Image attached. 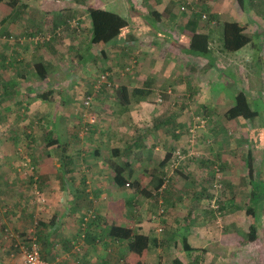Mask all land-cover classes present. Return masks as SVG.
I'll return each mask as SVG.
<instances>
[{
    "label": "crops",
    "instance_id": "0c3cea01",
    "mask_svg": "<svg viewBox=\"0 0 264 264\" xmlns=\"http://www.w3.org/2000/svg\"><path fill=\"white\" fill-rule=\"evenodd\" d=\"M88 1L0 0V36L2 34L25 36L31 33V21L33 20H37L35 30H42L48 24L52 25L54 23V25H57L55 23L59 21L64 23L66 17L71 18L74 15V18L78 19L80 23L77 36L82 40V42L77 41L75 45H72V49H75L77 65L80 64L79 58H82L86 65L93 61L104 62L106 65L114 67L117 64L128 62V59H124L128 56L135 63V65H131L132 68L135 66V69H133L135 74L123 77L124 73H121L118 78V89L122 86L127 88L129 101L127 100L128 103H126L127 101L122 102L121 98H118V101L116 100L118 106L114 116L117 121L109 123V125L97 122L98 124L95 123L91 126V175L88 180L85 179L83 174L79 175L76 170L72 169L71 164L67 165L68 169H63V162L70 156L64 159L59 157L58 154L54 156L53 154L47 155L44 152L34 155L33 158V160L40 161L38 174L35 171L37 176L34 177L39 178L42 183L41 188L33 190L36 196L26 186L15 184L11 179L4 180L3 178L8 177L6 173L9 172L0 171L2 173L0 175V209L3 211L1 215H4L3 221L5 220L11 229L17 232L14 238L10 240L9 247L6 248L9 255L0 254V264H18L22 256L18 253L19 257H14L12 250L16 249L14 247L15 243L25 244L29 236L36 238L42 258L62 257L64 252L71 251L73 242L80 238L81 221L85 217L86 210L94 211L97 221L91 220L87 224L85 237L81 242V249L78 253L79 259L82 261L81 264H110V257H112L111 254H108L110 250L105 251L104 247L114 248L113 246H119V244L122 246L123 244L112 242V238L106 233L108 227L115 224L133 230L130 210L140 204L142 205V207L140 205L141 208L146 209L155 199H157L158 205L162 201L168 207H165V214L156 222L150 219L151 214L149 212L148 217L151 221L138 224L137 233H141L149 239L152 238V240L141 255L135 256L136 262L157 264L162 255V248L168 249L171 243L173 245L177 244V240L181 241L180 249L185 250V256L188 257L189 253L194 256L192 253L197 250L194 249L197 243L201 244L203 242L201 248L203 249L205 243L211 237L209 235L211 233L208 231L201 235L198 234V232L201 233L202 227L206 225V222H204V218H207V215L204 214L206 212L200 209L205 193L194 187L191 189L187 187L183 191L179 190L175 185L178 179V177H175L176 173L170 176L167 174L166 166L168 162L164 166L160 165L166 153L172 152L179 145H184L183 143L179 144L180 140L177 132H180L179 129L185 128L189 123L188 118L184 115L186 103L183 102L182 107L174 111L167 106L164 108L161 105L160 107L153 106L149 98H154L157 92L162 91L163 95L170 97V99L180 97L179 100L184 101V97H190L193 94L191 91L204 93L205 96L207 92L211 94L215 89L216 94L218 93L215 96L216 99H222L220 102H224L226 97L229 96L224 82L230 80L237 87L231 90L230 98L227 100L229 101L226 105L227 110L234 103L235 95L238 92L244 93L247 97L246 93L249 92H243L242 90H245V88L241 87L238 81L240 65H242L245 58L250 56L252 51L254 53L256 51L258 57H263L262 51H260L261 44L252 41V36L248 32L245 23L242 22V18L238 20V18L232 17L225 20L235 21L243 26L244 33L250 36L251 40L235 51H224L225 57L228 59V55H230V59L223 64L225 65L228 62V66L231 62V71L229 74L225 72L223 76L221 73L226 70L219 72L217 74L218 80L215 82L216 87L212 88L208 78L204 82L200 83L198 81L196 83V80H189L188 75L176 69L178 61L182 60V63H187L190 57L204 58L193 56L187 51L191 30L194 26L187 23L189 18L187 14L177 11L176 4L181 0H99L100 3L95 0L97 5L94 6H89ZM244 1L246 2V0ZM118 4L122 5L121 10L126 11L128 17L120 14L121 12H112H116L123 17L127 21V26L111 41L91 44L89 41L91 22L88 9L95 7L109 10V8H117ZM240 6L244 8L245 4ZM48 17H51L53 21L49 20V22ZM162 23L164 27L165 25L173 28L178 27L181 30L179 32L183 34L187 41L176 42L169 35L172 30L170 28L165 29L161 26L160 29L164 30L162 32L159 29V25ZM173 31L172 33H174ZM197 32L204 34L200 25ZM156 33H160L161 37H166L172 44H163L162 41L148 42L154 39ZM205 34H208V31ZM120 35L123 36L120 40H116ZM210 44L211 42L209 47ZM66 45L69 46L66 40L63 45L51 42L50 48L53 49L51 51L57 57V61H54L50 57H45L48 47L44 48L38 45L37 48H33L34 46L30 44H22L21 46L0 39V137L3 136L0 139V159L13 161L15 154L11 150L13 149L11 142L13 143L17 138L19 140L22 132L26 134V129L27 131L34 129L33 134L28 136L27 141H25L26 146L33 147L36 141L35 130L44 125L43 122L49 121L48 127L53 128L58 126L57 121L60 119V113L73 112L74 108H71V105L76 103L75 100L79 93L78 86H81L82 83L80 71L77 70L75 65V72L69 73L67 76L56 72L60 55L61 58L68 56L65 50H69V48ZM249 49H251L250 53ZM132 53L134 54L132 55ZM211 57L210 59L208 57L204 58L208 62V66L205 68L210 67L205 70L208 77V73H212L211 70L216 60L213 54H211ZM21 59L22 62H19ZM39 62L44 66L42 70L40 69V73L37 71L38 67L36 66ZM66 80H69L70 83ZM64 82L67 84L64 85ZM76 84L79 85L76 86ZM133 88L145 89L149 92L143 98L137 96L134 98V94L131 93ZM50 97H53L54 100L49 99ZM54 97H59V99L56 100ZM206 101V104L203 101L205 109L213 107V104H215V101ZM52 102L58 105L60 113ZM248 102L249 104L252 103L249 99ZM154 111L156 112L154 113ZM49 113H52V116H49ZM129 116L133 117L129 120L132 123L125 121V119H129ZM150 116H153V120L150 121L152 126L151 128H145L143 120ZM256 117L254 118L256 119ZM259 125H261L259 127H262L264 121ZM58 136L55 134L57 145L60 142ZM11 138L13 139L11 140ZM37 142L40 143L38 138ZM45 144L43 142L42 145ZM222 144L224 142H221V146ZM235 147L236 144L234 149ZM195 148H198V151ZM182 150L186 152V156L193 153L190 148L183 147ZM193 150L195 159H185L179 170L191 169L193 160L207 157L212 153H215L214 156L217 157L219 154L216 155V153H219L222 149L218 150L215 147L211 153L210 147L198 140L194 144ZM253 151L252 147L247 149V153H250L251 156ZM260 151L262 150L260 149ZM71 157L73 163L76 158L75 156ZM225 159L227 158L222 157L220 164L227 169H232L228 164L229 161ZM122 161H124L123 164ZM156 161H158V165H155ZM118 165L122 167L124 181L130 183L129 187L116 183L115 167ZM198 165V162L194 163L193 169L195 167L199 168ZM186 174L188 175V172ZM162 179L163 182H161ZM252 180L247 182V191L249 192L247 208H254V205L259 208L261 199L258 201L259 206L254 204L251 199L254 196L253 193L256 192V195L260 193L256 191V182ZM167 181L168 184H165ZM261 185H264L263 181H261ZM80 190H85L88 195L81 197ZM185 194L188 195L189 200L187 207L181 209V212L178 202L181 200V196H186ZM261 194L263 197L264 193ZM34 203L37 204L36 208ZM87 206L88 209H86ZM36 211L40 213L38 215L41 218L38 220L39 225H35V231L30 233L29 227H31ZM250 213L255 215L253 211ZM160 219L162 220L161 223ZM154 223L164 228L162 235H160L161 232L156 231ZM172 226L176 231L178 230V232L172 230L176 232L175 234L183 230L175 239L172 238L174 236L172 233L167 234ZM150 229H153L155 233ZM20 233L21 237L19 236ZM97 236L100 237V241L97 238L94 241ZM131 255L129 254L128 258ZM175 255L173 264H180L179 260L181 261V257H183L182 253H176ZM203 255V251H201L199 258ZM212 255L216 256V254ZM210 261L208 264H212ZM66 263L69 262L64 264Z\"/></svg>",
    "mask_w": 264,
    "mask_h": 264
},
{
    "label": "rangeland",
    "instance_id": "374dc122",
    "mask_svg": "<svg viewBox=\"0 0 264 264\" xmlns=\"http://www.w3.org/2000/svg\"><path fill=\"white\" fill-rule=\"evenodd\" d=\"M97 2L100 3L101 1L99 2L98 0ZM97 2L95 0H89L88 5L94 6L97 5ZM242 4H245L244 8L240 6V4L235 0H181L176 4V9L178 12L190 15L192 11H199L200 13L206 15L205 19H201L200 26L204 34L206 31H208L210 38L209 40L211 42V51L216 59L211 70L212 73H208L209 77L206 76L205 70L210 67L205 68L206 66H208V62L204 58L190 57L187 63H182V60L178 61L176 69L178 71L181 70L183 73L188 75L190 77L189 80H196V83H198V81L201 83L208 78V80L211 82L210 86L212 88H215V82L218 80L217 74H219V72H221L222 70H226L221 73L222 76L223 74H225V72L227 74L230 73L231 62L228 66V62H226L225 65L223 64L225 61H228L230 59V55H228V59L224 55L225 53L221 46V33L222 22L231 19L232 17H236L238 18V20L242 18V22L245 23L248 32L252 36V41L261 44L260 51H262L263 57H258L256 51L254 53L253 51L251 52V49H249V53L251 52L250 56L243 60L242 65H240L241 68L239 69L238 81L240 82L241 87L243 86L245 88V90L242 91L249 92L246 93L247 98L252 102L250 104L252 109H256L257 111L256 119L252 118L246 120L239 117L230 119L225 115L228 110H226V105H228L229 103V101L227 100L230 98L229 96L231 90L237 87L230 80H226L224 82L225 87L228 90L227 94L229 95L226 97L224 102H220L222 101V99H216L215 96H217L218 93L216 94L217 91H215V89L213 90V92H211V94L207 92L205 96L204 93L202 94L198 91H191L193 92V94L190 97H184V101H180V97H172L170 99V97L163 95L162 91L157 92V95L154 98H149L153 106L160 107L161 105V107L163 108L167 106L174 111L178 110L179 107H182L183 102L186 103L184 115L188 118L187 121L189 123L185 122L186 124L188 123L187 126L183 129H179V133L177 132L179 136L178 139L180 140L179 144L183 143L184 145H179L176 149H174L172 151V155L176 150H181L183 154H185L186 152H184L182 148L186 147L190 148L193 153L192 155L187 156L185 154V159H195V153L193 149L194 144H196V141L198 140H200V142L204 143L206 146H209L211 153L213 151V148L215 149V147L218 150L222 149L219 151V153H216V155L219 154L217 155V157L214 156L215 153H212L210 155H207V157L205 156L203 158H199L198 160H193L191 162V165H193L191 169L179 170L183 166L182 163L185 159L179 163L177 169L175 168L173 172H171V170L166 166V169L168 170L167 174L169 176L176 173L175 177H178V179L175 185L179 190L183 191L187 187H189L190 189L194 187L205 193V197L202 198L200 209L201 211L206 212L204 213L207 215V218H204V222H206V225L202 227V230L200 231L201 233L198 232V234L201 235L202 233H206V231H208L209 233H211L209 234L211 237L207 240L203 249L201 248L204 243H197V245L194 247V249L197 250L192 253V255L194 256H191V253H189L188 257L185 256V250L182 251L180 249L181 241L178 240L177 244L173 245V243H171L168 249L163 247L161 253L162 255L160 256V260L158 261L159 264H173L175 262L174 257H176V253H182L183 257H181V261L178 259L180 264H208L210 260H212L210 261L212 262V264H264V194L261 199V206L259 208L257 207V209H254L256 207L254 205V208H252V211H254L255 215H252L247 211V198L249 194V192L247 191L248 180L253 179L252 181L256 182L257 186L260 184V186L255 187L256 191L264 193V185H261V181L264 182V125L262 127H259L261 126L259 124L263 123L264 121V0H246V2L243 0ZM121 6L122 5L118 4L117 8H109V10L121 12L120 14L128 17L126 11L123 12L121 10ZM181 7H183V9ZM139 9L140 7L138 8V10ZM213 15L214 17H212ZM74 17V15L71 18L66 17L64 19V24H68L69 21L75 19ZM47 20L53 21L51 17H48ZM36 22L37 20L31 21V33H29L28 37L34 38L36 36H45L50 28L55 27L53 23L52 25L48 24V26H46L42 30H35ZM163 23L159 25V29L161 28ZM55 24H57L60 29L59 35L57 34L53 38L45 41L43 40L42 42L38 41L37 43H35L32 40L29 41L27 37L23 35H12L14 37L17 36L15 38H17L18 40V42L12 43L20 44L21 46L22 44H30L34 46L33 48H37L36 46L38 45L44 48L48 47L49 52L47 51L45 57H50L54 61H57V57L55 53L51 51L53 50L52 47L50 48L51 42L53 41L63 45L65 44L66 40L69 44V46L66 45L68 46L69 50L65 48L68 56H63L61 58L60 55L56 72L67 76L69 73L75 72L74 69L77 66V70L80 71L79 74L82 81V87L78 86L79 93L77 94L78 96L75 100L76 103L74 102L75 104L73 105L69 104L71 105V108H74L73 112L66 111V113L61 114L58 105L52 102L54 105H56L59 110L58 112L60 113V119L57 121L58 126L50 128L48 127L49 125H47L49 121L43 122L46 126L42 125L39 129L35 130L36 141L35 144H33V147L26 146L25 141H27L28 136L33 134L34 129H31L30 131H27L26 129L27 135L22 132L19 140L17 138L15 139V141H13V143L11 142V146H13V149L11 150L15 154H13V161H4L3 158L0 159V171L9 172L6 173L8 177L3 179H11L15 184L26 186L28 190L30 189V191H32V194L34 196L36 195L33 190L36 188H41L42 183L40 182L39 178L35 179L34 177L38 174L37 172L39 169L40 161H38L37 159L33 160V158L34 155H39L42 152L46 153L47 155L53 154L54 156L58 154L59 157L64 159H67V157L70 156L66 161L63 160V169H68L69 167L67 165L71 164V166L73 167L72 169L76 170L79 175L83 174L85 176V179L88 180L89 176L91 175V126L97 122L109 125V123L111 124L117 121L114 115L118 106L116 100H119V97L117 95V83L119 82L118 78L121 73H124L123 77H125V75L135 74V70H133L135 69V66L134 68L131 67V65H135V63L130 59L129 56L127 58H124L128 59V62L117 64L114 67L106 65L104 62L93 61H91L89 65H86L82 58H79L80 64L77 65V58L75 57L76 55L74 51L75 49H72V45H75L77 41H79V43L82 42V40L77 36V31H79V28L72 29L66 25L65 27L63 22L61 21ZM164 28L172 29L171 32H169V35H171L176 42L181 43L187 41L184 38L183 34L179 32L181 30H179L178 27L173 28L172 26L169 27L165 25ZM160 30H162V32L164 31L163 29ZM172 31L174 33H172ZM2 35L0 36L1 40L11 43L9 39L7 40V35V37H4ZM122 36L123 35L118 36L116 40H120ZM161 38L164 39L159 40ZM154 41H162L163 44L169 45L172 44L166 37H161L160 33H156L154 39L148 42ZM130 50L129 52H131ZM133 54L134 53H132V55ZM19 62H22V59L19 60ZM103 71L109 72L110 80L114 83V86L112 87V89L102 88L98 90L94 95L91 106H89V108H85L83 105V101L85 100L87 94H89V92L92 90V85L97 79L99 73ZM66 81L70 83L69 80ZM63 84L65 85L67 83L64 82ZM77 85L79 84H76V86ZM54 98L56 100L59 99V97ZM158 98H161V101H158ZM49 99L54 100L53 97H50ZM206 100L213 102L215 101V104H213L214 106L205 109L203 101L206 104ZM155 112L156 111H154V113ZM88 114L96 115L95 123L91 124L87 122L86 115ZM48 115L52 116V113H49ZM197 116L200 119H203L204 123L202 127H198L197 129H195L194 138L191 139L188 133V129L189 127H191L194 118ZM131 118L133 117L129 116V119H125V121L127 120L128 123H132L131 121H129ZM152 118L153 116H150L145 120L141 119L143 120V126L145 128H151L152 125L150 124V121L153 120ZM55 134L59 135L58 137L60 139V142H58V145L57 141L54 140ZM1 137L3 138V136ZM37 138L40 143L37 142ZM12 139L13 138H11V140ZM191 140L193 141L191 142ZM43 142H45L46 144L42 145ZM221 142H224L222 146ZM235 144L236 147L234 149ZM251 147L254 149V151L253 155L251 156V169H249V165L245 163V160L247 157V149ZM260 149L262 151H260ZM195 150L198 151V148H195ZM71 156H75L76 158L73 163L71 161ZM222 157L227 158L225 160L229 161L228 164L230 167H232V169H227L224 165L222 166L220 164ZM26 158H29L30 161H28L27 165L25 166ZM197 162L199 164V168L195 167V169H193L194 163ZM121 163L123 164L124 161H122ZM155 165H158V161L155 162ZM31 166L33 167V169L30 171L29 169H31ZM214 166H218L220 170V188L213 187V182L215 179ZM35 171L37 174L35 173ZM186 172H188V175L186 174ZM0 175H2L1 172ZM9 176H11V178H9ZM165 184H168V181ZM79 193L81 197L88 195L85 190H80ZM185 195L186 196L183 197L181 196V200L178 202V207L181 212V209L187 207L186 205L189 200L188 195ZM140 205H136L137 207L134 206V211L133 209L130 210L132 214V219L130 220L132 221L131 224L133 225V230L135 232H138V224L144 223V221H151L148 217L149 212L150 214H152L159 208L157 199H155L154 202H152V204L146 209L141 208L142 205L141 207ZM161 206L164 209V215L166 212L165 207L168 206H166L164 202H162ZM205 206L206 208H204ZM36 207L37 204L35 208ZM86 209H88V206ZM2 212L0 213V254L9 255L8 249L6 248L9 247L8 245L10 243V240L14 238L17 232L12 230L5 220L3 221L4 215H1L3 214ZM36 213L33 216L31 227H29L30 229L34 226L35 222L36 226L39 225L38 220H40L41 216L39 217V212L36 211ZM84 215L90 216L89 210H86ZM161 221L162 220L160 219V223ZM159 226L161 225L155 224L156 231ZM251 226H254L255 228L254 239L250 238L249 235ZM5 228H7L8 231L13 234L12 237L5 234ZM163 229L164 228H162V231L157 232H161L160 235H162V233L164 232ZM181 229H183V227H181ZM172 230L176 231L174 226H172V229L167 234L172 233V235H174L172 238L174 239L183 232V230H181L179 233L175 234L176 232H178V230L176 232H173ZM151 231L153 232L154 230L152 229ZM21 233L19 234V236L21 235ZM113 247L114 248L104 247L105 251H107V249L110 250V253H108L112 256L110 257V264L136 263L134 256L131 255V257L128 258L129 252L127 251V248L124 244L122 246L121 244H119V246L117 245ZM12 251L14 252V257H19L18 253L21 254V252L17 248ZM201 251H203L204 255L203 257L199 258ZM212 254H216V256H213ZM16 261L18 262L17 259ZM65 262H69L66 264H70L73 262V260L72 258H69L68 260H63L61 264H64ZM81 262L82 261H80L79 264H81Z\"/></svg>",
    "mask_w": 264,
    "mask_h": 264
},
{
    "label": "trees",
    "instance_id": "16d2710c",
    "mask_svg": "<svg viewBox=\"0 0 264 264\" xmlns=\"http://www.w3.org/2000/svg\"><path fill=\"white\" fill-rule=\"evenodd\" d=\"M236 1L240 5H242L243 0H236ZM88 14L91 22V31L89 37V41L91 44L107 43L112 39H114L117 35H119V33L127 26V21L116 12L94 7L88 9ZM203 15L205 14H202L199 11L196 12L192 11L191 14L188 15L189 18L187 19V23L192 24L194 28L191 30V34L189 38L190 41L187 47V51L189 54L193 56H201L204 58L208 57L210 59L212 58L211 57L212 51L209 47V43H210L209 34H203L197 32V28L201 23V19H205L203 18ZM212 17H214V15ZM65 25L68 26L67 23L64 24V26ZM54 26L55 27L50 28V30L48 31L53 34L52 38L55 35H57L55 34V30L59 28L58 25H54ZM5 35L9 36L11 34H5ZM28 35H25V37H28ZM250 40H251L250 36L244 33V27L239 25L237 22L235 21L222 22L221 46L224 51H235L241 48L242 46H244ZM36 66L38 67L37 71L40 73V69L42 70L44 66L40 62L37 63ZM91 92L92 90L89 92V94H91ZM148 92L149 90H145V89H139V88L131 89V93L134 94V96L140 98L145 97L146 93ZM117 95L119 98H121L122 102L127 100L129 101L126 87L124 86L120 87L118 89ZM128 101L126 103H128ZM225 115L230 119L239 117L247 120L257 116V112L251 108V105L249 104L246 95L242 92H238L235 95L234 103L227 110ZM171 156H172V152L166 153L165 158L160 162V165L164 166L170 160ZM251 160H252L251 154L247 153L245 163L249 165V169H251ZM122 173H123L122 167L119 165L116 166L115 181L119 185L125 184L124 181L125 179ZM161 182H163V179ZM253 195H254L253 198H251L252 202H254V204L259 206L260 203H258V201L262 199V194L259 193L256 195L255 192L253 193ZM255 208H257V206ZM247 211L252 212V207L247 208ZM95 220L97 221V218ZM106 233L108 234L109 237L112 238L113 243L124 244L129 254H132L134 258L135 256L141 255L142 252L145 251V249H147L148 245L152 240V238L149 239L147 236L141 233H137L129 227L115 225V224H111L110 227H108ZM249 235L250 238L252 239L255 238L254 226H251ZM96 238L98 240L100 239V237L97 236L94 238V241ZM187 249L190 250V248L188 247ZM135 264H142V263L136 262Z\"/></svg>",
    "mask_w": 264,
    "mask_h": 264
},
{
    "label": "built area",
    "instance_id": "2783aa9c",
    "mask_svg": "<svg viewBox=\"0 0 264 264\" xmlns=\"http://www.w3.org/2000/svg\"><path fill=\"white\" fill-rule=\"evenodd\" d=\"M183 9V7H181ZM203 18H206L205 15H203ZM68 27L72 28V29H78L79 26V20L78 19H72L71 21L68 22ZM60 29L57 28L55 30V34L59 35ZM52 33L48 32L46 33L45 36H36L34 38L31 37H27V39L29 41H34L35 43L42 42L43 40H49L50 38H52ZM4 37H7L6 35H3ZM10 40V42H18L17 38H15L12 35H9L7 37V40ZM22 42V41H20ZM114 86V83L110 80V74L108 71H103L101 73H99L97 79L95 80L93 86H92V92L91 94H88L85 97V100L83 101V105L85 108H89V106H91L93 98L95 93L102 89V88H107V89H112V87ZM158 101H161V98H158ZM87 116V122L88 123H95L96 121V115L95 114H88ZM204 123L203 119H200L198 116L194 118L193 123L191 124V127H189L188 129V133L189 136L191 137V139L194 138V134H195V129H197L198 127H202ZM193 140H191L192 142ZM185 154H183V152L181 150H176L175 152H173V155L171 156L170 160L167 163V167L168 169L171 170V172H173V170L175 168H177V166L179 165V163L181 161H183L185 159ZM27 161V162H26ZM28 161H30L29 158L25 159V166L27 165ZM215 167V179L213 182V187L214 188H220L221 186V181H220V170L218 168V166H214ZM33 169V167L31 166V169H29L30 171ZM36 179V177H35ZM126 187L130 186L129 182H125L124 184ZM162 201L159 203V208L156 212L152 213L150 215V219L157 221L164 213V209L161 206ZM214 204V203H213ZM217 206V205H216ZM214 206V207H216ZM1 208V207H0ZM2 212V210L0 209V213ZM90 212V216H85L82 218L81 221V233L79 235V239L77 241L73 242V247L71 249V251L69 252H64V254L62 255V257H54L53 259H45L42 258L39 252V246L38 243L36 241V238L34 236H29L28 240L26 241L25 244L22 243H15L14 247L19 249V251L21 252V256L22 259L18 264H61V262L63 260H68L69 258H72L73 262L72 264H79L80 259L78 256V253L81 249V242H83V239L85 237V230L87 227V224L89 221L91 220H95L96 218V214L94 213V211H89ZM36 225V222L34 223V226L29 230L30 233H32L34 231V227ZM162 230V226H159L157 228V231H161ZM5 234L9 235V236H13V234L11 232L8 231L7 228H5Z\"/></svg>",
    "mask_w": 264,
    "mask_h": 264
}]
</instances>
